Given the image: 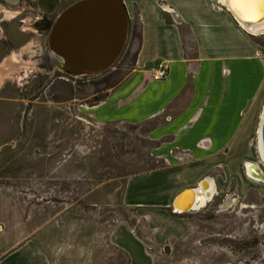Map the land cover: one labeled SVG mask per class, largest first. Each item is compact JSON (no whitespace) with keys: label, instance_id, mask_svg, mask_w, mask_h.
Segmentation results:
<instances>
[{"label":"rangeland","instance_id":"1","mask_svg":"<svg viewBox=\"0 0 264 264\" xmlns=\"http://www.w3.org/2000/svg\"><path fill=\"white\" fill-rule=\"evenodd\" d=\"M41 1L0 0V46L8 50L0 67L13 54L26 64L0 86V100L10 104L0 119L1 249L12 251L24 236L46 234L57 240L59 260L73 248L89 254L87 264H118L132 248L143 249L151 264H264V183L247 177L245 169L251 162L264 172L256 151L264 74L241 113L243 122L233 129L228 182L225 170L209 174L216 198L197 212L177 207V215L130 208L124 202L129 180L162 168L153 152L169 140L152 136L153 121L101 123V102L128 87L138 69L139 22L130 18L125 49L111 70L74 79L48 42L57 17L78 0H56L49 15ZM255 42L264 63V35ZM151 220L164 223L162 233L152 232Z\"/></svg>","mask_w":264,"mask_h":264},{"label":"crops","instance_id":"2","mask_svg":"<svg viewBox=\"0 0 264 264\" xmlns=\"http://www.w3.org/2000/svg\"><path fill=\"white\" fill-rule=\"evenodd\" d=\"M121 1L129 18L139 22L138 69L128 87L101 102V123L155 122L157 130L152 136L169 139L153 152L163 167L131 178L124 202L130 208L174 211L175 196L210 179L213 170H225L228 182L233 129L243 122L241 113L264 74V63L257 56L255 37L241 29L218 0ZM6 51L0 46V62ZM160 64H166L169 73L163 81H155L153 75ZM188 89L189 99H184ZM9 107L0 100V119ZM174 149L184 153L175 156L171 154ZM211 180L216 192L213 200L218 188ZM151 221L152 232L162 233L164 223ZM20 224L25 233L26 222ZM34 235L24 236L18 248L3 251L6 238L0 234V264L88 263V253L73 248L65 249L66 258L59 260L57 240L51 235L45 234L44 239ZM99 256L100 252L93 253L98 263ZM116 262L151 264V259L143 249L132 248L126 259L119 257Z\"/></svg>","mask_w":264,"mask_h":264},{"label":"water","instance_id":"3","mask_svg":"<svg viewBox=\"0 0 264 264\" xmlns=\"http://www.w3.org/2000/svg\"><path fill=\"white\" fill-rule=\"evenodd\" d=\"M47 5L52 13L57 1H41V6ZM129 29L130 18L121 0H80L57 17L48 44L63 61L69 77L95 78L115 66L125 49ZM253 167L264 180L263 170Z\"/></svg>","mask_w":264,"mask_h":264},{"label":"bare ground","instance_id":"4","mask_svg":"<svg viewBox=\"0 0 264 264\" xmlns=\"http://www.w3.org/2000/svg\"><path fill=\"white\" fill-rule=\"evenodd\" d=\"M218 4L230 13L241 29L254 37L264 35V0H219ZM50 7L47 5L46 9H43L47 12V15H49L48 8ZM12 16L13 14L6 13L7 18ZM254 24L258 25L252 26ZM32 29L37 31L35 27ZM50 53L52 56H56L52 51H50ZM21 65L26 64L20 60L17 54H13L10 58L5 60L0 67V86L6 78L14 76L17 72V68ZM61 65L64 66L63 61ZM256 138V151L264 163V105L259 119ZM254 165L256 164L251 162L245 163L247 177L255 180V182L259 181L264 183L258 171L253 167ZM258 168L260 167L258 166ZM200 182L201 181L198 182L196 188L183 189L175 196L172 202L173 210L176 211L178 207V209L184 211L181 213L197 212L213 201L212 198L216 192L211 178L204 180L201 184ZM184 201H186V203H183ZM176 213L179 212L176 211Z\"/></svg>","mask_w":264,"mask_h":264},{"label":"built area","instance_id":"5","mask_svg":"<svg viewBox=\"0 0 264 264\" xmlns=\"http://www.w3.org/2000/svg\"><path fill=\"white\" fill-rule=\"evenodd\" d=\"M169 73V68L166 64H160L158 65L157 69L155 70V73L153 75V80L155 81H163L167 78Z\"/></svg>","mask_w":264,"mask_h":264},{"label":"trees","instance_id":"6","mask_svg":"<svg viewBox=\"0 0 264 264\" xmlns=\"http://www.w3.org/2000/svg\"><path fill=\"white\" fill-rule=\"evenodd\" d=\"M101 101H103V100H101Z\"/></svg>","mask_w":264,"mask_h":264}]
</instances>
